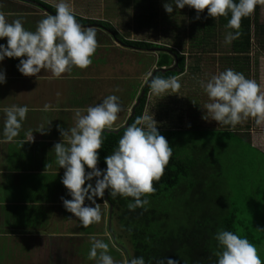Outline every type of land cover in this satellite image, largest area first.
<instances>
[{
    "label": "clouds",
    "instance_id": "1",
    "mask_svg": "<svg viewBox=\"0 0 264 264\" xmlns=\"http://www.w3.org/2000/svg\"><path fill=\"white\" fill-rule=\"evenodd\" d=\"M257 5L264 6V0H167L164 8L172 14L175 9L189 6L197 10V19L205 9L209 17L230 14L228 27L235 30L227 36L231 42L240 37L242 19L252 15ZM53 7L55 14L39 20L35 31L28 30L22 18L10 22L0 11V39L7 38L6 44H0V62L6 57L20 58L17 69L23 75L36 76L44 70L50 71L55 78L70 73L74 67L84 69L92 64L98 47L96 28L83 27L68 0H58ZM6 82V72L0 70V84ZM200 86L211 100L203 106L206 109L205 120H215L219 124L230 125L232 129L248 117L254 118L257 125L264 124V85L257 80L228 68L211 76L207 82L200 81ZM149 88L150 95L161 99L179 92L180 78L153 76ZM50 110H53L51 103H45L42 111ZM3 111V138L10 142L19 135L29 108L27 105H12ZM121 111L120 97L113 94L89 106L86 114L78 113L74 127L58 126L63 141L54 146L56 163L65 169L62 183L71 196V199L62 197L63 205L79 218L84 227L101 221L102 212L97 198H103L106 189L113 197H132L133 202L127 205L130 210L148 205L145 194L156 191L153 181L160 180L172 156V147L159 131L155 114L152 110L149 114L146 109L124 129L112 154L104 157L107 167L99 168L98 150L104 143L103 133L116 130L113 126ZM48 130L49 127L41 126L35 131L46 133ZM33 132L29 130L25 134L23 144L34 142ZM50 166L48 163L46 169ZM86 167L90 171H86ZM142 196L145 198L141 199ZM86 200L90 203L86 204ZM215 238L220 246L216 264H264L256 246L246 237L220 230ZM108 248V243L93 237L89 259L97 258V250H100L98 264H115ZM127 264H146V261L143 256H132ZM155 264H179V261L167 257L157 259Z\"/></svg>",
    "mask_w": 264,
    "mask_h": 264
},
{
    "label": "crops",
    "instance_id": "2",
    "mask_svg": "<svg viewBox=\"0 0 264 264\" xmlns=\"http://www.w3.org/2000/svg\"><path fill=\"white\" fill-rule=\"evenodd\" d=\"M0 4V11L6 14L10 22L22 18L24 26L32 31H35L39 20L53 14L30 0H0ZM79 15L108 21L116 26L112 17L107 20ZM83 27H95L97 30L98 47L92 64L87 68L74 67L70 73L62 74L61 78H55L50 71L44 70L36 76H25L17 69L20 58L6 57L0 62V70L6 72L7 81L0 84V264H98L100 250H97V258L89 259L88 256L93 237L109 244L108 254L115 264H127L133 254V250L116 242L115 237H119L117 232L122 230V225L113 215L106 190L103 198H97L102 212L99 223L84 227L79 218L65 209L62 197L71 199V196L62 183L65 169L56 163L54 146L63 141L58 126L74 127L78 113L86 114L89 106L102 102L109 95L120 97L122 105L113 127L116 130L125 127L134 115L133 108L144 90L141 70L143 67L152 70L149 81L157 69L159 53L157 49L127 47L116 41L112 31L103 26ZM148 37L152 41L153 36ZM113 41L120 45L118 52L121 54L146 51L151 57L154 51L155 57L152 62L147 59L146 63H143L140 55H133V60H127L124 54L114 57L111 49ZM6 43L7 38L0 39V44ZM192 60L190 64L195 59ZM226 69L227 66L218 68L213 75ZM132 70L139 71L138 76L133 78ZM195 74H199L200 80L191 78L193 74L189 69L178 76L181 83L178 93L161 99L149 94L146 109L149 114L151 110L155 114L159 129L175 124L189 126L192 123H188V113L194 110L202 112L207 104L205 101L211 102L200 86V81H204L203 69ZM190 92H195L192 101L188 98ZM172 97H176L175 103ZM48 102L53 110L42 111L43 105ZM12 105H27L29 112L22 122L19 135L9 142L3 138V109ZM194 113L198 119L199 114ZM41 126L49 127V130L46 133L35 131ZM29 130L34 131L35 140L23 144ZM48 163L51 166L46 169ZM86 171L90 169L86 167ZM88 203L90 201L86 200ZM114 231H117L116 235Z\"/></svg>",
    "mask_w": 264,
    "mask_h": 264
},
{
    "label": "trees",
    "instance_id": "3",
    "mask_svg": "<svg viewBox=\"0 0 264 264\" xmlns=\"http://www.w3.org/2000/svg\"><path fill=\"white\" fill-rule=\"evenodd\" d=\"M30 1L49 8L51 13L55 14L56 10L52 4L43 0ZM128 1L136 4L137 7L139 6L141 17L150 20L154 16L155 13L150 11L154 6L153 0H147L150 1L147 5L144 2L145 0ZM260 15L261 5H257L252 15L242 19L241 28L239 29L241 35L238 39L232 40L231 50L224 56L227 68L242 72L250 79H253L255 74L254 51L259 50L261 52L264 45V23ZM191 16L193 19L191 28L195 31V34L191 36L190 45L193 49H197V51L191 50L190 52L192 57L196 56L193 64L188 63V56L180 49V44L155 43L150 40L128 38L108 21L95 20L79 14L77 20L82 26L100 25L111 30L115 39L127 47L141 50L157 49L159 57L157 69L154 70L153 76L178 77L189 69L193 74L191 78L195 77L194 79L200 80L199 74H195L202 70L201 58L197 55L207 52L205 48L209 39L211 37L213 39L221 30L228 29L230 33L235 30L228 27L230 14L229 16L214 18L209 17L207 9H205L203 13H200V19H197V10L191 8ZM153 26H156V22ZM175 64L177 65L174 69L165 71L162 69L171 68ZM150 80L148 85L144 87L145 93L141 95L140 103L129 120V124L133 123L136 117L142 115L146 109L150 94ZM220 125L211 128L196 124H190L189 126L175 124L159 129L161 134L169 141L170 147H172V156L160 180L153 181L156 191L145 194L149 201L148 205L130 210L127 205L133 202L132 197L120 195L113 197L106 189L110 204L113 207V215L121 223L120 225H122L126 237L132 241V256H143L146 264L149 261L151 264H155L157 259L167 257L178 260L179 264H216L218 259L216 253L220 251V246L215 237L220 230H229L246 237L254 245L261 242L264 235L257 237L255 233L256 226L260 227L264 224V213L247 215L240 212L239 202L233 197L232 190L223 177L224 166H222L220 158L215 155L214 151L209 149L206 154L200 156L196 154L198 146L195 145L192 155L181 156L178 147L174 143L183 132L197 131L196 133L211 134L215 131L216 133H235L241 130L251 134L250 129L252 126L247 123L244 126L236 125L233 129L235 132L231 131L230 125ZM125 128L122 127L118 132L105 130L103 133L104 143L102 148L98 150L100 152L99 168L107 167L104 157L112 154L118 146V141ZM185 128L190 130H185ZM213 128L215 129L213 130ZM210 173L212 175L217 173L218 176H215L216 179H212ZM259 190H261L260 186ZM175 192H177L176 194H182V192H184L183 195L188 194L184 204L188 208V214L185 220L172 226L168 224L166 219L169 215L159 212L156 206H153V199L169 193L175 194ZM173 196L175 197V195ZM144 198V196L141 197V199ZM246 198L247 200L255 199L249 194L248 197H244V199ZM239 225H243L245 228L241 230Z\"/></svg>",
    "mask_w": 264,
    "mask_h": 264
},
{
    "label": "rangeland",
    "instance_id": "4",
    "mask_svg": "<svg viewBox=\"0 0 264 264\" xmlns=\"http://www.w3.org/2000/svg\"><path fill=\"white\" fill-rule=\"evenodd\" d=\"M45 1L52 4L58 2V0ZM127 1L128 0H68L70 5L79 14L103 17L107 20H110L109 17L114 18L115 23L113 24L116 25L115 27L117 30L128 38L148 40V36L152 35V41L157 43L169 42L175 45L180 44V49L184 50L185 54L188 56L189 64L193 62L192 59H196V56L192 57L190 55L191 50L197 51V49H193L190 45L191 36L195 34V31L191 28L193 24L191 7L185 6L183 9H175L172 14H169L164 8V4L167 0H153L154 6L152 9L149 7V9L155 14L150 20L148 19V21L146 18L141 17V13L139 12L141 9L138 8L139 6L137 7L136 4ZM150 1L145 0L144 2L147 5ZM139 5L141 6V4ZM260 16L264 23V6H261ZM155 22L156 26H153ZM229 33L230 31L228 29L221 30L213 39L212 37L209 39L205 48L207 52L202 55H197V57L200 56L201 58L204 81L209 80L218 68L224 69L226 67L224 56L232 47V41L229 42L227 40ZM110 39L111 37L109 40ZM110 41H112V39ZM111 45L113 51L112 55H114V57L124 54L118 52L120 45L117 42L113 41ZM262 48L263 50L261 52L259 50L254 51L256 66L253 79L257 80L261 85H264V45ZM145 52L146 51L135 53L129 51L128 55H124L127 56V60H131V58L133 60V55H140V59L143 63H146L147 59L152 62V59L155 57L154 51H152L151 57L149 56V52ZM151 72V69L145 70L144 67L142 68V89H144L149 76L152 74ZM138 73L139 71L132 70L131 75L134 78L136 75L138 76ZM203 94H205L206 97L208 96L205 91ZM194 96L195 92H190L188 98L192 101ZM175 100L176 97H172L174 103ZM205 103H209L208 100H206ZM194 112H196V115L199 114L198 119L195 118ZM194 112L188 113L190 116V121H188V123H200L199 125L202 127L211 128L221 126H218L219 122L215 120H205L203 118L206 114V109L202 112L197 110H194ZM246 123L252 126L250 130L251 134L241 130L235 132L233 129H231V131L235 133H216V131L211 134L196 133L197 131L183 132L177 137L178 139H176L174 143L176 147H178L177 149H179L181 156L187 154L192 155V151L195 150V145L198 146L196 154L200 156L204 153L206 154V151L209 149L214 151L215 155L220 158L222 166H224L223 177L227 181L228 187L230 186L233 197L239 202L240 212L249 215L252 213H264V124L257 125L254 118L249 117L248 119H242L238 126H244ZM214 129L215 128H213V130ZM185 130L190 129L185 128ZM242 172L245 173L242 174ZM210 176H212V179H216L215 176L218 175L217 173L213 175L210 173ZM259 186L261 190H259ZM176 193L177 192H175V194L169 193L153 199V206H156L159 212L169 215L166 219L168 220V224L172 226L176 225L179 221L185 220L188 214V208L184 205L186 202L185 198L188 194L183 195L184 192H182V194ZM248 194L255 199H244V197H248ZM173 195H175V197ZM239 227L241 230L245 228L243 225H239ZM116 232L117 231H114L115 235ZM117 234L119 237H115L116 242L121 246L133 250L132 241L126 237L125 231L122 229L118 231ZM255 235L257 237H262L264 235V224L260 227L256 226ZM255 246L258 250V255L261 260L264 261V237L261 242L255 244Z\"/></svg>",
    "mask_w": 264,
    "mask_h": 264
},
{
    "label": "water",
    "instance_id": "5",
    "mask_svg": "<svg viewBox=\"0 0 264 264\" xmlns=\"http://www.w3.org/2000/svg\"><path fill=\"white\" fill-rule=\"evenodd\" d=\"M39 6H41V8H43V9H45V10H47V11H49V12H51V10L49 9V8H47V7H44L43 5H41V4H39ZM120 42V41H119ZM121 44H123L122 42H121ZM176 65L177 64H175V66H173V67H171V68H162L164 71L165 70H167V69H174L175 67H176ZM153 77V75L151 76V78ZM145 93V91L143 90V92H142V95ZM139 103H140V99L138 100V102L136 103V105H135V107L133 108V114L135 113V110H136V107L139 105ZM129 125V122H127L126 124H125V127H127ZM119 130H116L115 132H118Z\"/></svg>",
    "mask_w": 264,
    "mask_h": 264
}]
</instances>
